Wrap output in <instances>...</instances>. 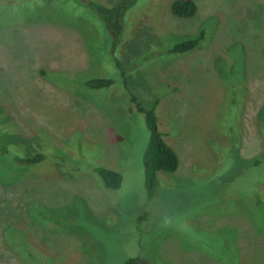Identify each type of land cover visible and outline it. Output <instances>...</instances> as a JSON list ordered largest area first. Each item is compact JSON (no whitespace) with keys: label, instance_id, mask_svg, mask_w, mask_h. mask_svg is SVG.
I'll use <instances>...</instances> for the list:
<instances>
[{"label":"rangeland","instance_id":"rangeland-1","mask_svg":"<svg viewBox=\"0 0 264 264\" xmlns=\"http://www.w3.org/2000/svg\"><path fill=\"white\" fill-rule=\"evenodd\" d=\"M172 1L137 0L114 52L179 159L149 192L144 115L87 0H0V144L42 156L0 153V264H264V0Z\"/></svg>","mask_w":264,"mask_h":264},{"label":"trees","instance_id":"trees-1","mask_svg":"<svg viewBox=\"0 0 264 264\" xmlns=\"http://www.w3.org/2000/svg\"><path fill=\"white\" fill-rule=\"evenodd\" d=\"M136 2L137 0H121L117 4L107 7L98 2L87 0L86 8L98 18L105 28L111 43L109 53L112 57H114L115 64L119 71L120 83L129 95V102L132 104L133 109L144 115L145 123L149 132L148 141L143 153L144 177L145 186L149 192H152L156 186L157 174L174 173L179 167V159L175 151L168 145L163 137V134L160 133L158 129L157 117L155 115V105L157 103L155 102L151 108L146 109L138 102L136 96L128 87L124 64L115 58L116 53L114 52L123 35L126 12L132 8ZM168 9L173 16L180 19L192 18L196 13V6L192 0H174L169 4ZM204 35L205 32L203 33V31H200L196 37L177 43L172 48L168 49L166 53L182 55L190 52L199 46L200 42L204 38ZM40 74L41 76H44V72H41ZM113 83L114 81L110 79H93L83 82L82 85L87 89L99 90L108 88L112 86ZM231 88L235 91L233 87ZM234 104L235 102H233V105ZM231 130L233 129L230 128V131ZM260 139L263 140V138ZM0 153H2L1 155L8 156L10 152L0 144ZM9 158L17 165H29L40 161L42 156L25 159L18 158L16 156H10ZM96 174L100 179L102 188L113 190L119 188L121 184V175L119 173L104 168H98L96 169ZM125 264H137V261L132 258L127 260Z\"/></svg>","mask_w":264,"mask_h":264}]
</instances>
